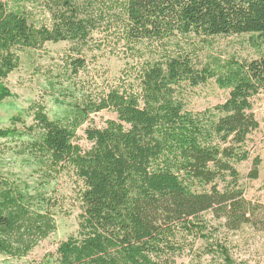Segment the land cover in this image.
<instances>
[{
    "label": "trees",
    "instance_id": "trees-1",
    "mask_svg": "<svg viewBox=\"0 0 264 264\" xmlns=\"http://www.w3.org/2000/svg\"><path fill=\"white\" fill-rule=\"evenodd\" d=\"M26 2L0 1V109L19 114L0 142L31 173L0 170V255L25 259L57 232L56 181L72 173L82 184L79 237L61 243L56 264H176L198 243L207 264H251L237 247L264 240V204L247 198L239 167L250 162L248 181L260 178L253 101L264 94V0H44L50 16L39 19ZM100 30L122 34L118 85L96 100L55 98L53 113L40 107L26 127L8 86L22 54L61 42L81 54ZM243 35L257 59L201 61V43ZM68 67L77 76L86 63ZM210 80L229 98L190 111L188 90ZM108 110L117 120L88 129L83 150L77 132Z\"/></svg>",
    "mask_w": 264,
    "mask_h": 264
},
{
    "label": "rangeland",
    "instance_id": "rangeland-1",
    "mask_svg": "<svg viewBox=\"0 0 264 264\" xmlns=\"http://www.w3.org/2000/svg\"><path fill=\"white\" fill-rule=\"evenodd\" d=\"M23 5L28 11H32L37 19L50 16L43 7L44 0H32L31 3L26 2ZM123 45L121 33L100 30L93 34L92 40L81 54L80 46L68 42L48 43L41 50L23 53L20 67L9 77L8 86L17 97V105L23 114L26 113L22 118L26 127L35 124V112L40 107H44L48 113H53L55 98L83 102V96H86L96 100L111 87L118 85L128 61ZM200 47V59L204 63L214 59L225 61L233 57L240 61L255 60L260 54L252 35L216 37L208 39L206 44L201 43ZM74 59L85 61L86 67L77 76H70L68 66ZM229 94V91L220 89L215 80H210L205 86L188 90V109L195 113L212 109L223 104ZM253 104L254 113L261 126L254 135L256 154L260 155L263 161L260 178L257 181H248L250 162L241 165L239 170L247 187V198L260 200L264 204V94L256 97ZM18 115L14 110L0 109V128L12 127V118L19 117ZM116 120L117 115L109 110L92 115L77 132L75 143L83 150H89L92 144L87 140L86 131L105 128L108 121ZM14 148L15 146L8 142H0V163L3 165L0 170L8 175L19 173L23 178L29 177L30 171L20 170L21 164L15 162L18 160L10 162ZM56 182L57 232L42 241L27 258L13 259L0 255V264H56L61 243L70 237H79V217L82 212L79 194L82 184L77 182L72 173L63 175ZM237 241H240V238ZM199 249L201 243L196 247L195 259L192 256H184L178 258L176 264H207L208 257L196 255ZM237 249L238 258L246 259L251 264H264V240L245 242Z\"/></svg>",
    "mask_w": 264,
    "mask_h": 264
}]
</instances>
